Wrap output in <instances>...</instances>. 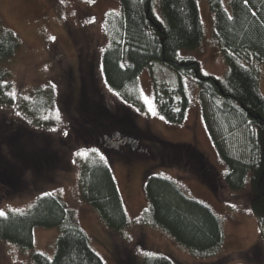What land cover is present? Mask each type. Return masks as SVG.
Masks as SVG:
<instances>
[{
	"label": "rangeland",
	"instance_id": "rangeland-1",
	"mask_svg": "<svg viewBox=\"0 0 264 264\" xmlns=\"http://www.w3.org/2000/svg\"><path fill=\"white\" fill-rule=\"evenodd\" d=\"M223 2L228 7V0ZM197 3L202 42L196 50L179 54L196 61L201 74L225 81L227 66L212 37L207 0ZM157 4L158 0L155 9L159 15ZM118 11V0H0V26L21 42L16 53L0 62L10 82L8 103L0 101V124L16 131H0V216L25 212L40 196L51 194L65 204L105 264H145L152 255H166L175 264H264L257 219L249 207L250 191L236 193L226 186V167L207 130L193 79L184 81L190 104L181 125L168 123L155 109L153 83L176 84L175 74L166 66L154 64L138 77L142 107L126 104L106 86L101 72V56L109 44L104 24L109 13ZM85 63L86 77L92 80L79 87ZM258 69L264 97V65ZM82 94L87 95V103L91 99L97 105L94 129L83 127L88 124L85 120L75 121L80 116L76 107ZM103 125L101 135L113 131L130 140L135 152L129 159L86 132ZM164 142L181 144V148L170 149ZM17 144L48 145L58 151L60 167L50 169L53 172L43 174L46 180L39 182L33 169L36 160L21 156L17 160ZM92 151L111 166L129 220L121 232H110L81 196V163ZM195 152L202 156L201 161L197 157L199 163L193 160ZM10 162L12 165L7 164ZM147 174L174 181L188 197L203 202L220 218L224 241L215 255L196 258L166 232L144 222ZM5 176L10 181H4ZM58 234L57 228H35L33 246L26 251L0 238V264H35L32 254L36 252L52 257Z\"/></svg>",
	"mask_w": 264,
	"mask_h": 264
},
{
	"label": "trees",
	"instance_id": "trees-1",
	"mask_svg": "<svg viewBox=\"0 0 264 264\" xmlns=\"http://www.w3.org/2000/svg\"><path fill=\"white\" fill-rule=\"evenodd\" d=\"M118 2L119 11L109 13L104 24L109 44L101 56V72L106 86L126 104L142 107L138 77L144 70H151L154 64L166 66L175 74L176 84L168 87L153 83L155 109L168 123L181 125L190 104L184 81L193 79L198 86L207 130L226 167L223 180L232 192L250 191L249 207L257 219L259 240L264 247V97L259 89L258 69L259 65H264V0H228V7L223 0H207L212 37L227 66L225 81L201 74L196 61L179 54L181 50H196L202 42L197 0H158L160 16L156 13V0ZM20 47L19 37L0 26V62L10 58ZM86 65H82L84 72ZM9 94L10 82L0 68L2 104L8 103ZM79 98L76 109L80 116L75 121L80 124V120H85L88 124L83 127L94 129L92 117L97 105L91 99L87 103V95ZM5 128L2 122L0 131ZM104 128L105 125L94 132H86L104 142L106 133L100 134ZM8 131L16 132L9 129L4 132ZM164 143L170 149L181 148V144ZM31 145L17 144L16 158H34L36 167L30 168L40 176L41 182L43 174L60 167L56 162L58 151L50 150L48 145ZM22 147L25 152H20ZM185 147L192 151L189 146ZM192 156L195 163L201 161L198 153ZM79 188L85 202L110 232H121L129 225L111 166L96 151L81 163ZM143 193L147 204L144 222L166 232L196 258H209L220 250L224 232L220 218L209 206L188 197L174 181L159 175H146ZM35 228H57L59 231L53 256L33 253L35 264H105L58 197L45 194L25 212L0 216V238L22 251L32 248ZM145 264L175 262L166 255H152Z\"/></svg>",
	"mask_w": 264,
	"mask_h": 264
},
{
	"label": "flooded vegetation",
	"instance_id": "flooded-vegetation-1",
	"mask_svg": "<svg viewBox=\"0 0 264 264\" xmlns=\"http://www.w3.org/2000/svg\"><path fill=\"white\" fill-rule=\"evenodd\" d=\"M80 72H81V75L79 76V87L82 86V84L85 82V80L86 81L88 80L86 77L87 76L86 72H84V70L82 68H81ZM87 82H89V81H87ZM79 89H78V92H79ZM79 99L81 100V98H79ZM79 99H78V101H79ZM107 133L108 134H105L103 136L106 147L116 150L121 156H124L125 158H128L129 154H132L135 152L134 151L135 148H134V146H132L130 144L129 139H127L126 137L122 138V135L120 137V135L118 133L113 132V131H108ZM4 178H5V179H3L4 181L6 179L8 181H10V179L8 177L5 176ZM0 181L2 182V170H0Z\"/></svg>",
	"mask_w": 264,
	"mask_h": 264
}]
</instances>
